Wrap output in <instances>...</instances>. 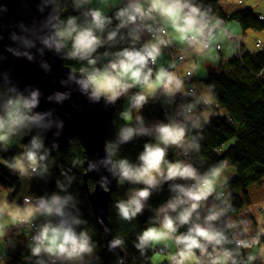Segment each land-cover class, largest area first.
I'll use <instances>...</instances> for the list:
<instances>
[{"label":"clouds","instance_id":"obj_1","mask_svg":"<svg viewBox=\"0 0 264 264\" xmlns=\"http://www.w3.org/2000/svg\"><path fill=\"white\" fill-rule=\"evenodd\" d=\"M249 5L264 22L262 0H229L233 10ZM8 11L0 4V18ZM36 12L11 26L4 51L45 74L52 53L67 69L59 80L65 90L45 95L0 72V166L15 177L0 182V264H105V249L115 264H127L129 234H114L97 217L101 242L85 217L80 185L91 174L89 194L99 188L113 197V183L124 189L110 204L118 221L135 230L150 213L131 241L146 264H264V194L250 188L245 197L233 186L232 161L204 155L207 129L228 113L216 83L200 72L264 52V29L250 33L209 0H37ZM254 78L264 80V68ZM74 93L115 109L113 131L102 156L84 148L65 164L54 156L65 120L55 107L40 108L63 106ZM157 106L162 116L146 118L145 109ZM140 140L135 159L123 154Z\"/></svg>","mask_w":264,"mask_h":264},{"label":"trees","instance_id":"obj_2","mask_svg":"<svg viewBox=\"0 0 264 264\" xmlns=\"http://www.w3.org/2000/svg\"><path fill=\"white\" fill-rule=\"evenodd\" d=\"M209 2L217 8L221 15L230 17L232 20H238L249 31L264 29V22L259 20L258 13L253 9L246 8L227 14L222 9L221 0H209ZM261 68H264V52H258L255 55L245 53L241 58L232 57L228 61L221 60L218 63V68L210 69L206 78L207 82L216 83L220 105L227 110L228 118L212 121V126L206 131L204 155L211 161L223 157H228L232 161L233 167L236 169L233 186L242 190L245 197H247L250 187L261 185L264 181V80L254 78V73ZM119 106L118 104L117 108ZM144 115L148 119H155L161 117L162 112L158 106L148 107L145 109ZM116 123L119 125L122 121L118 120ZM232 141L234 142L231 143ZM143 142L140 140L126 145L123 154L135 159L139 151L142 150ZM226 145H229L227 150H224L221 155H217L218 150ZM83 151L80 140L75 138L70 147L61 149V152L54 153V156L68 164L72 157L80 155ZM0 182L15 183V177L10 176L4 170H0ZM42 187L44 186L41 185L40 188ZM47 187L51 188L52 185L49 184ZM80 192L84 201L85 217L97 230L96 238L104 242V230L97 223V217L93 212L88 199V192L85 189L84 177L81 180ZM123 192L124 189H118L112 198L122 197ZM167 195L168 193L165 191L154 196L150 203L156 206L166 199ZM239 203L238 198L237 204ZM149 215L150 213L146 211L145 215L139 218L140 224L134 230L132 226L118 221L115 212L110 208L109 227L112 228L113 233L117 234L123 231L129 234V243L126 249L127 264H146V261L139 256L137 250L132 246L131 241L134 239L133 232L143 227V222ZM107 238L110 239V236ZM101 255L105 264H115L116 257L108 253L106 249ZM151 264L162 263H157L152 259Z\"/></svg>","mask_w":264,"mask_h":264},{"label":"water","instance_id":"obj_3","mask_svg":"<svg viewBox=\"0 0 264 264\" xmlns=\"http://www.w3.org/2000/svg\"><path fill=\"white\" fill-rule=\"evenodd\" d=\"M37 0H0V4H7L8 13L0 18V32L5 39L0 41V54L7 56V60L0 63V72L8 71L21 88L25 85H33L42 90L45 95L53 91H64L59 84V80L65 76L67 69L63 62L56 58L52 53H46L45 59L52 65V72L45 74L39 67L38 63L28 62L26 59H16L4 51V45L10 43L7 40L8 31L19 21L29 23L33 17L37 16ZM73 104L76 107H73ZM49 107H55L57 114L65 120L64 135L60 138V149L70 147L72 140L77 138L87 150L86 154L90 158H95L97 154L103 155V144L112 131V121L114 119L115 109L107 110L100 105H91L87 100L74 93L71 102H65L63 106L49 105L42 102L40 110H47ZM51 133L48 134V141L51 142ZM97 177L94 174L84 177L85 189L88 192V199L96 217L104 220V223L110 226V203L112 195L104 193L97 188L94 194H89V181H95ZM118 189L113 183L112 192ZM111 239V237H110Z\"/></svg>","mask_w":264,"mask_h":264},{"label":"crops","instance_id":"obj_4","mask_svg":"<svg viewBox=\"0 0 264 264\" xmlns=\"http://www.w3.org/2000/svg\"><path fill=\"white\" fill-rule=\"evenodd\" d=\"M222 1H224V2H222ZM263 3L262 4H264V0L262 1ZM254 4V3H253ZM221 6H222V9L224 10V12L225 13H227V14H231V13H233V12H235V11H238V10H233L230 6H229V3H227V0H221ZM246 8H250V9H253V7H252V5H249V6H247V7H245V8H243V9H246ZM257 13V12H256ZM251 31V30H250ZM229 60V59H228ZM227 60V61H228ZM224 61V60H223ZM218 65V64H217ZM213 67H211V66H201V68H200V72H201V74L204 76V77H206L207 78V75H208V73H209V71H210V69H212Z\"/></svg>","mask_w":264,"mask_h":264},{"label":"rangeland","instance_id":"obj_5","mask_svg":"<svg viewBox=\"0 0 264 264\" xmlns=\"http://www.w3.org/2000/svg\"><path fill=\"white\" fill-rule=\"evenodd\" d=\"M263 1V0H262ZM222 2H224V1H222ZM227 3H229V0H227ZM255 4L256 3V0H252V4ZM263 3V2H262ZM253 30H251V31H249L250 33L252 32ZM218 68V65H216V67L215 68H213V69H217ZM208 76V75H207ZM234 141H232L231 143H233ZM231 143H228V144H231ZM227 148L228 147H225V146H223L222 147V149H223V151L224 150H227ZM66 149V148H65ZM0 170H4V171H6V172H8L5 168H3L2 166H0ZM230 171H233V172H235L236 173V169L233 167V168H231L230 169ZM250 188H254L256 191H259L261 194H264V181L262 182V184L261 185H254V186H252V187H250ZM249 188V189H250ZM157 263L158 262H160V263H162V261H163V258H160L159 260H157V259H155V258H153Z\"/></svg>","mask_w":264,"mask_h":264}]
</instances>
